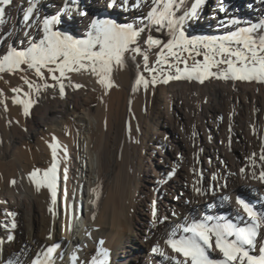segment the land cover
<instances>
[{
  "label": "bare ground",
  "instance_id": "obj_1",
  "mask_svg": "<svg viewBox=\"0 0 264 264\" xmlns=\"http://www.w3.org/2000/svg\"><path fill=\"white\" fill-rule=\"evenodd\" d=\"M35 2L41 19L44 16L57 14L65 6H79L86 10L88 16L84 18L61 13L62 21L56 26L58 30L68 32L77 39L85 38L91 19H112L117 23H132L135 27L136 21L150 10L147 6L134 8L132 5L135 0H129L127 6H122L120 0L111 8L107 7V3L111 0H75V4L72 0H35ZM194 2L195 0H188V7L190 8L191 3ZM148 3L150 4V0ZM209 3L210 7L207 5ZM219 3L220 0H206L199 10L198 20L189 26L190 34L219 35L234 30L231 27L220 26V21L225 18L224 13L216 12L213 18V11L219 7ZM28 6L29 0H12L11 5L3 6L6 15L0 21V55L6 54L9 44L18 48L26 46V41L21 45L25 31L22 19ZM227 7V16H235L246 22L241 26L258 23L264 19V0H227ZM35 18V15L30 17V21ZM27 30L36 39L42 35L37 29ZM147 34H142L140 41L142 47H146L142 40L146 39ZM153 35L165 41L167 39L160 37L158 33ZM157 51L159 49H154L150 53V64L155 62ZM138 64L140 71L148 78V73L143 72V57L138 56L135 61L129 57L123 69L113 71L112 78L116 86L109 89L108 95H104L103 88L90 71L69 74L73 83H79L83 87L67 88L64 97L59 96L58 89L42 91L40 95L42 98L36 102L44 107V112L48 115L38 113L37 104H34L30 115L24 119L22 128L18 131L19 138H22L35 134L34 124L65 125V130L73 129L72 135L77 153L78 149L81 150L80 130L85 119H80L81 126L77 129L72 124L71 116L84 114L85 110H91L96 104L97 110L94 114L97 125L96 130L90 134L91 143H95L102 151L106 165L118 168V164L115 163L118 161L115 160L116 158L113 159L109 147L101 142L104 122H106L111 126L110 134L119 143L122 153L120 159L123 157L132 162L137 177L132 205L136 215L132 213L134 219L131 233L113 237L107 231L92 228L82 235L83 240L68 237L67 205L72 204L74 199L79 200L75 197L74 184L69 182L70 172L67 180L64 179V175L58 174L57 192L61 194L64 202L61 203L60 212L57 197V204L54 206L57 215L53 217L48 212L51 204L50 193L47 189L36 192L33 184L27 179V175L33 169H43L42 165H38V161L32 159L34 155L31 151L28 152L30 159L25 153H17L16 147L10 140L11 131L6 123L0 122V176H3L0 182V201H4L0 204V241H3L0 243V262L15 258L21 248H25L26 254L20 259L24 264H31L38 252H42L54 243H60L61 247L53 254L54 264H66L62 255L68 245L73 246L69 255L72 257L75 254L76 264H92V259L97 256L98 250L107 251V264H136V262L167 264L161 257L153 254L151 248L159 244L165 252L173 255L164 241L172 224L182 221L184 216L203 213L233 216L234 209L238 207L235 204L237 196L252 202L258 210H264V199H260L261 194H264V184L247 179L248 173L256 171L258 175L264 170V162L259 161V155L264 154L261 152V137H264V85L255 82L220 80L206 81L203 85L188 81H173L167 86L158 85L155 89L150 87L147 91L140 90L133 94L131 86L136 77ZM34 80L40 83L37 78ZM48 82L54 83L50 79ZM129 99L132 100L131 111H129ZM230 114L231 133H229ZM253 127L256 128L255 132ZM57 132L60 134L59 131ZM193 132L196 133L195 136ZM135 143L138 144L137 150L134 148ZM82 153L83 151L77 157H81ZM253 153H256L254 158L261 165L259 168H254L248 162L247 158ZM173 167H176V172L169 178L167 174ZM242 167L245 168V179L240 178ZM73 168L79 173V160ZM81 173V179L77 184L84 183L85 186L88 184V167L82 165ZM213 174L227 178L228 187L222 190L221 194L230 195L232 204L228 207L209 209L208 204L214 203V198L210 194L204 197L198 196L192 190L194 184L205 189L208 186L215 189L217 183L225 182L213 181ZM13 179L17 181L15 185L9 183ZM93 187L90 186L91 189ZM83 195L86 201V192ZM92 197L90 191L88 199ZM176 197L180 198L176 199ZM154 200L156 220L168 218L163 224L157 222L154 225L152 217ZM7 212L16 213V229H11L12 218L7 216ZM173 212L176 215H173ZM83 215H87V210ZM50 232L51 239L48 238ZM8 234L14 236L13 241H7ZM101 240L104 241L103 244L100 243ZM69 264H73L72 259Z\"/></svg>",
  "mask_w": 264,
  "mask_h": 264
},
{
  "label": "snow or ice",
  "instance_id": "obj_2",
  "mask_svg": "<svg viewBox=\"0 0 264 264\" xmlns=\"http://www.w3.org/2000/svg\"><path fill=\"white\" fill-rule=\"evenodd\" d=\"M120 0H111L107 7L111 8ZM12 0H0V5L9 6ZM75 4V0H72ZM206 0H195L188 7V0H135L134 8L150 7L147 14L132 23H117L112 19H91L88 31L83 39H77L73 35L56 28L62 21L61 13L68 16L76 15L80 18L88 16L86 10L79 6H65L57 14L40 18L35 0H29V6L23 14L25 27L24 39L21 45L7 46L6 54L0 55V74L3 73H34L40 81L30 80L27 75L21 76L29 92L24 93V98L16 95L12 99L13 104L22 107L25 117L30 115V110L36 103L34 97L47 89L56 90L60 97H64L67 88L81 89L79 83H73L69 74L91 72L97 83L103 88L104 95H108L109 89L115 87L113 71L123 69L127 58L133 61L138 56L143 57V72L148 73V78L140 71L137 65L135 80L131 86V93L136 94L140 90L147 91L150 87L155 89L158 85L167 86L173 81H188L203 85L206 81L220 80L224 82H255L264 85V19L258 23H247L235 16H227V0H220L219 7L213 11L224 13L225 18L220 21L223 28H233L219 35H192L189 33L190 24L199 18L201 6ZM129 0H122V6H127ZM0 6V21L6 15L5 7ZM35 10V11H34ZM36 16L30 21V17ZM27 29H37L39 39L33 37ZM148 33L142 40V34ZM153 33L166 37V41L157 38ZM154 49L156 60L149 63V55ZM202 57V59H199ZM47 74V76H46ZM54 83H49L48 80ZM67 81V83H65ZM14 93H21L20 88H13ZM3 101H0L2 103ZM103 103V99H101ZM129 111L132 100L129 99ZM231 114L229 115V133H231ZM107 126V125H105ZM256 128L253 127V132ZM196 133L193 132V136ZM167 139V137H165ZM261 152L264 153V137H261ZM231 143V141H230ZM51 149V164L46 169L35 168L27 179L33 184L34 190L40 192L47 189L51 196V204L48 212L53 217L57 215L54 206L57 204V188L59 184L58 170L61 159H68L67 149L61 146L53 138L49 145ZM63 152V156L59 155ZM249 156L248 162L254 168L261 165L254 157ZM259 161L264 162V154L259 155ZM223 163V162H222ZM195 171V170H194ZM176 172V167L167 174L171 178ZM197 175H201L197 173ZM236 175V173H229ZM240 178H246L245 168L240 169ZM64 179H68V169L64 168ZM226 177H218L213 174V181H225L217 183L215 189L208 186L193 185V192L201 197L208 194L214 198V203H209L208 208L228 207L232 204L229 194H221L228 187ZM247 179L256 180L264 184V170L257 175L256 171L247 174ZM163 182V181H162ZM12 185L16 180L9 182ZM199 183V181H197ZM103 185L97 184L91 189L93 207L98 206L101 199ZM67 191L65 190V197ZM180 197H176L179 199ZM260 199H264L261 194ZM4 201H0V204ZM191 203V201H185ZM234 215L219 214H190L184 216L180 222L172 224L164 243L171 249L173 255H169L159 244L151 248V252L162 258L167 264H264V210H258L252 202L237 196ZM69 222L73 213L82 216V205L77 209L75 204L67 205ZM173 215H176L173 212ZM11 217V229L17 228L16 213L7 212ZM156 201L152 202V217L154 225L167 220H156ZM95 219V213L92 215ZM49 239L52 238L51 232ZM14 240L12 234L7 235V241ZM3 243V241H0ZM104 243L103 240L100 241ZM61 247L60 243H54L36 254L31 264H54V253ZM26 254V249L21 248L15 258H9L0 264H24L20 259ZM76 264L75 254L71 257ZM108 253L106 250H98L93 257L92 264H107Z\"/></svg>",
  "mask_w": 264,
  "mask_h": 264
},
{
  "label": "rangeland",
  "instance_id": "obj_3",
  "mask_svg": "<svg viewBox=\"0 0 264 264\" xmlns=\"http://www.w3.org/2000/svg\"><path fill=\"white\" fill-rule=\"evenodd\" d=\"M207 5H208V7L211 6L210 3ZM23 75H27L30 80H34V78H36L34 73H31V72L20 73V75H19V73L18 74L17 73L0 74V101H3L2 103H0V122L6 123L8 126V129L11 131L12 139H10V140H11V143L16 147L17 153H25V156L27 155L26 157L28 159H30L28 152H30V151L33 152L34 156H32L33 157L32 159H35V161L37 160L38 161L37 164L42 165L43 169H46L51 164V149L49 148V145L53 143V138H55L56 142L61 146L62 149L63 148L67 149L68 159L66 161L61 159V165H60V168L58 170V174L63 176L64 175V168L67 167L68 172H70V174H71V178L69 179V182H72V184H74V189L76 190L75 197H76V199L77 198L79 199L78 201L75 199L72 200V204H75L77 209H79V207L82 205V211L85 212L87 210V202L89 200L88 198L90 197V191H91L90 186L93 187L94 185H92V184L90 185V178L89 177H88V184L87 185L84 186L83 185L84 183H82V185L77 184V182H79L81 179V174H82L81 173V166L83 165L84 167L85 166L88 167V165L86 164V162L84 160L83 153L81 154V157H77V155H80V152L83 151V146H84L85 140H87L88 142L91 143L90 134H91V132L96 130V125H97V120H96L95 114H94L97 110L96 109L97 106L95 104L91 110H85L84 114H81V115L73 114L71 116L72 124L77 129H78V127L81 126L80 119H83V118L85 119L84 125L81 127V130H80L81 138H80L79 142L81 145L80 146L81 150L79 151V149H78L77 153H75L74 136L72 135L73 129L65 130V128H66L65 125L59 126L56 123H50L49 125L37 126L34 124L33 127L35 128V134H31L29 136H24L22 138H19L18 131L20 130V128H22L23 121L27 117L23 116L22 107L17 105V104H13L12 99L16 95H19L20 98H24V93L29 92L27 85H25L23 80L21 79V76H23ZM37 83H39V82H37ZM13 88H20L22 90V92L19 94L14 93L12 91ZM40 95H41V93L38 96L34 97L36 101L39 98H42ZM35 104H37V108H38L37 112L38 113L47 114V112H44V107L41 104H39L37 102ZM104 125H107V126H104L105 128L103 127L101 142H102V144H105L109 147V149L112 153L113 159L116 158L115 160L119 161V159L122 155L120 148H119V143L117 142L116 139H114V137H112V134H110L112 131L111 126H108V124L106 122H104ZM47 127H50V128H47ZM56 130L59 131L60 134L64 133L65 131H66V133L60 135V134H58V132ZM115 144H116V146H115ZM134 146H135L134 148H136V150H137L138 144L135 143ZM59 155L62 157L63 152H59ZM78 160L80 163V168L78 169L79 173H76V170L73 167H74V164L78 162ZM71 164L73 165L72 167L69 166ZM76 174H77V179H75ZM83 186H84V188H83ZM85 192H86V201H85V197L83 195ZM57 197H58V202H59V211L61 212V209H62L61 203L64 202V199L61 197V194L58 192H57ZM132 213L134 215H136L135 214L136 210L132 209ZM75 215H76V213H73V216H75ZM83 216L84 215H82V217ZM133 219H134V216H132V220ZM82 237L83 236H80L76 239L83 240L84 237L83 238ZM72 250H73V246L68 245L66 251L62 255V259L65 260L66 264H69L71 262V257L69 255V253ZM136 264H140V263L136 262Z\"/></svg>",
  "mask_w": 264,
  "mask_h": 264
},
{
  "label": "clouds",
  "instance_id": "obj_4",
  "mask_svg": "<svg viewBox=\"0 0 264 264\" xmlns=\"http://www.w3.org/2000/svg\"><path fill=\"white\" fill-rule=\"evenodd\" d=\"M84 160L88 165L90 184L103 185L101 199L98 206L93 207L90 198L87 204V215H75L67 223L66 233L68 237L75 239L82 236L87 230L97 228L107 231L113 237L132 231V205L136 184V175L132 162L121 158L117 167L105 164L102 151L95 143L87 140L83 146ZM3 176H0L2 182ZM95 213V219L92 215Z\"/></svg>",
  "mask_w": 264,
  "mask_h": 264
}]
</instances>
